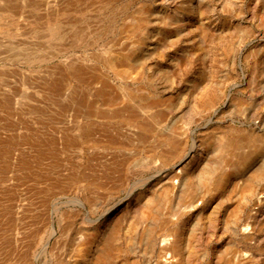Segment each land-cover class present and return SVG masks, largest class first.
<instances>
[{"label": "rangeland", "instance_id": "obj_1", "mask_svg": "<svg viewBox=\"0 0 264 264\" xmlns=\"http://www.w3.org/2000/svg\"><path fill=\"white\" fill-rule=\"evenodd\" d=\"M264 264V0H0V264Z\"/></svg>", "mask_w": 264, "mask_h": 264}, {"label": "bare ground", "instance_id": "obj_2", "mask_svg": "<svg viewBox=\"0 0 264 264\" xmlns=\"http://www.w3.org/2000/svg\"><path fill=\"white\" fill-rule=\"evenodd\" d=\"M100 262L96 263V264H99Z\"/></svg>", "mask_w": 264, "mask_h": 264}]
</instances>
